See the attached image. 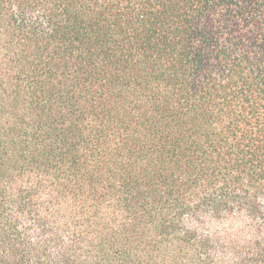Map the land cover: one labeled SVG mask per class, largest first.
Segmentation results:
<instances>
[{
  "label": "trees",
  "instance_id": "trees-1",
  "mask_svg": "<svg viewBox=\"0 0 264 264\" xmlns=\"http://www.w3.org/2000/svg\"><path fill=\"white\" fill-rule=\"evenodd\" d=\"M0 264H264V0H0Z\"/></svg>",
  "mask_w": 264,
  "mask_h": 264
}]
</instances>
